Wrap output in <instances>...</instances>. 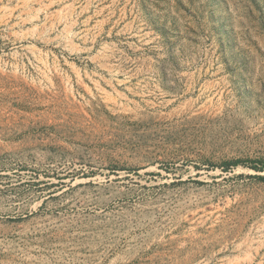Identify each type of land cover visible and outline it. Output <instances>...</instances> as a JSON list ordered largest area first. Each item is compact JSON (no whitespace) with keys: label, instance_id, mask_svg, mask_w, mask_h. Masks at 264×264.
Segmentation results:
<instances>
[{"label":"rangeland","instance_id":"374dc122","mask_svg":"<svg viewBox=\"0 0 264 264\" xmlns=\"http://www.w3.org/2000/svg\"><path fill=\"white\" fill-rule=\"evenodd\" d=\"M0 169V264H264V0H0Z\"/></svg>","mask_w":264,"mask_h":264},{"label":"bare ground","instance_id":"6f19581e","mask_svg":"<svg viewBox=\"0 0 264 264\" xmlns=\"http://www.w3.org/2000/svg\"><path fill=\"white\" fill-rule=\"evenodd\" d=\"M12 114H14V113H12ZM7 119V118H6ZM7 121H9V120H7ZM40 150V149H39ZM24 151V150H23ZM22 151V152H23ZM27 153V152H26ZM37 153V152H36ZM44 155V154H43ZM37 156V155H36ZM46 156V155H45ZM28 159H29V157H27ZM42 158V157H41ZM44 158H46V157H44ZM43 158V159H44ZM8 159V158H7ZM14 159V158H13ZM17 159V158H16ZM39 159H40V157H39ZM15 160V159H14ZM42 161V160H41ZM45 161H48V160H45ZM40 163V162H39ZM29 165V164H28ZM40 165V164H39ZM10 167V166H9ZM37 168V167H36ZM14 169V168H13ZM12 169V170H13ZM1 170V169H0ZM19 172V171H18ZM0 174H9V172L8 171H3V170H1L0 171ZM48 178V177H47ZM16 179V178H15ZM73 179V178H72ZM89 180V179H88ZM22 181V180H21ZM52 181V180H51ZM59 181V180H58ZM32 182V181H31ZM42 182V181H41ZM60 184H61V182H59ZM14 184V183H13ZM10 185V184H9ZM33 185V184H32ZM35 185V184H34ZM25 187V186H24ZM48 187V186H47ZM56 187V186H55ZM19 188V187H18ZM39 188V187H38ZM15 189V188H14ZM45 189V188H44ZM43 189V190H44ZM52 189V188H51ZM7 190V189H6ZM20 190V189H19ZM3 191H4V185L3 184H0V222L1 223H9V222H11V219H17V218H19V216L20 215H23V216H26L27 215V213H28V215H30V214H35L36 212H39V208H41L40 207V204H38V205H36V206H33V207H31V209H28V208H26V207H17L18 208V210H16V207H15V204L16 203H13L12 202V205L11 204H8L7 203V198L4 196V194H3ZM65 192V191H64ZM59 193V192H58ZM63 193V192H62ZM27 194V193H26ZM32 194V193H31ZM7 195V194H6ZM38 195V194H37ZM8 196V195H7ZM24 199V198H23ZM22 199V200H23ZM31 199V198H30ZM11 201V200H10ZM15 201H17V200H15ZM47 201V200H46ZM36 203V202H35ZM46 203V202H45ZM46 207V206H45ZM38 214V213H37ZM36 214V215H37ZM56 215V214H55ZM51 217H52V215H51ZM56 218V217H55ZM67 219V218H66ZM49 220V219H48ZM53 220V219H52ZM47 222H49V221H47ZM40 224V223H39ZM43 224V223H42ZM3 225V224H2ZM1 225V226H2ZM42 226V225H41ZM28 228V227H27ZM26 228V229H27ZM35 231H38V230H34L33 232H35ZM21 233H22V231H21ZM30 233V232H29ZM61 233V232H60ZM10 235V231L9 230H4V229H2V228H0V236H4V237H7V236H9Z\"/></svg>","mask_w":264,"mask_h":264},{"label":"trees","instance_id":"16d2710c","mask_svg":"<svg viewBox=\"0 0 264 264\" xmlns=\"http://www.w3.org/2000/svg\"><path fill=\"white\" fill-rule=\"evenodd\" d=\"M229 164H233V165H235V164H238V161H233V163H229ZM253 168H255V169H258V167H253ZM258 176V178H260L261 180H264V175H257Z\"/></svg>","mask_w":264,"mask_h":264}]
</instances>
